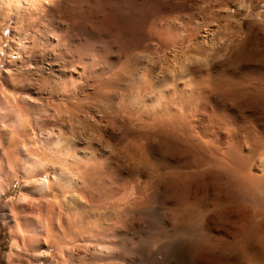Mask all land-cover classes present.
Listing matches in <instances>:
<instances>
[{
  "label": "rangeland",
  "instance_id": "1",
  "mask_svg": "<svg viewBox=\"0 0 264 264\" xmlns=\"http://www.w3.org/2000/svg\"><path fill=\"white\" fill-rule=\"evenodd\" d=\"M263 47L264 0H0V264H264Z\"/></svg>",
  "mask_w": 264,
  "mask_h": 264
},
{
  "label": "bare ground",
  "instance_id": "2",
  "mask_svg": "<svg viewBox=\"0 0 264 264\" xmlns=\"http://www.w3.org/2000/svg\"><path fill=\"white\" fill-rule=\"evenodd\" d=\"M246 37H247V36H246ZM249 38H250V37H249ZM246 41H247V40H246ZM244 43H248V42H244ZM244 47H245V46H244ZM263 48H264V47H263ZM245 50H246V49H245ZM245 50H244V51H245ZM247 50H248V49H247ZM253 50H255V49H253ZM244 51H243V52H244ZM258 51H259V50H258ZM258 51H256V52H258ZM253 52H255V51H253ZM247 53H249V52L247 51ZM247 53H244V54H247ZM258 53H259V52H258ZM247 55H249V54H247ZM252 55H254V53H253ZM252 55H251V56H252ZM258 55H259V54H258ZM258 55H257V56H258ZM263 55H264V54H263ZM243 56H244V55H242V57H243ZM251 56H250V58H252ZM254 56H255V55H254ZM261 56H262V55H261ZM247 57H248V56H247ZM259 57H260V55H259ZM256 58H258V57H256ZM256 58H255V59H256ZM261 58H263V56H262ZM244 59H247V58H245V56H244ZM258 59H260V58H258ZM258 59H257V60H258ZM249 60H250V59H249ZM252 60H253V59H252ZM257 60H256V61H257ZM252 62H253V61H252ZM259 62H260V61H259ZM255 63H258V62H255ZM262 63L264 64V62H262V59H261V64H262ZM255 68H256V67H255ZM261 73H262V72H261ZM249 74H250V73H249ZM262 74H263V73H262ZM243 75H244V74H243ZM247 75H248V74H247ZM249 76H250V75H249ZM227 77H229V76H227ZM246 77H247V76H246ZM246 77H245V78H246ZM231 78H232V77H231ZM231 78H230V79H231ZM245 78H243V79H245ZM247 79H248V78H247ZM227 80H228V78H227ZM251 80H252V79H251ZM257 80H258V79H257ZM241 81H242V80H241ZM241 81L238 80L237 82L240 83ZM216 82H217V81H216ZM218 82H219V81H218ZM221 82H224V81L222 80ZM225 82H226V81H225ZM229 82H230V80H229ZM229 82H228V83H229ZM246 82H247V81H246ZM248 82H249V81H248ZM250 82H251V81H250ZM219 83H220V82H219ZM234 83H235V81H234ZM234 83H233V85H234ZM243 83H244V82H243ZM229 84H231V83H229ZM241 84H242V83H241ZM258 84H259V83H258ZM219 85H221V83H220ZM225 85H226V84H225ZM215 86H216V85H215ZM215 86H214V87H215ZM217 86H218V85H217ZM217 86H216V87H217ZM222 86H223V85H222ZM245 86H247V84H246ZM253 86H255V85H253ZM218 87H219V86H218ZM218 87H217V89H218ZM227 87H228V86H227ZM249 87H250V86H249ZM251 87H252V86H251ZM236 89H237V87H236L234 90H236ZM246 89H247V88H246ZM224 90L226 91V89H224ZM232 90H233V89H232ZM239 90H240V89H239ZM244 90H245V89H244ZM247 90H248V89H247ZM253 90H254V89H253ZM257 90H258V89H257ZM222 91H223V90H222ZM230 91H231V90H230ZM245 91H246V90H245ZM245 91H244V92H245ZM233 92H234V91H233ZM233 92H231V93H233ZM242 92H243V91H242ZM257 92H258V91H257ZM236 93H237V92H235V94H236ZM239 93H240V92H239ZM233 94H234V93H233ZM240 94H242V93H240ZM243 94H244V93H243ZM254 94H255V93H254ZM227 95H228V94H227ZM231 95H232V94H231ZM232 96H233V95H232ZM238 96H239V95H238ZM233 98H234V97H233ZM238 98H239V97H238ZM230 99H231V98H230ZM234 99H235V98H234ZM234 99H233V100H234ZM230 101H231V100H230ZM234 102H235V100H234ZM213 113H215V112H213ZM232 114H233V113H232ZM214 117H215V115H214ZM227 118L230 119L229 117H227ZM215 119H216V118H215ZM234 120H235V119H234ZM226 121H227V120H226ZM225 124H227V123H225ZM225 124H224L223 126L226 127ZM230 124H231V122H230ZM230 124H228L227 126H231ZM225 127H224V128H225ZM232 127H234V126H231V128H232ZM235 127H236V126H235ZM229 128H230V127H229ZM229 128H227V129H229ZM240 128H241V127H240ZM232 129H234V128H232ZM235 130H236V128H235ZM238 130H240V129H238ZM223 131H224V130H223ZM230 131H231V129H229L228 132L230 133ZM232 131H233V130H232ZM224 132H225V131H224ZM233 132H234V131H233ZM234 133H235V132H234ZM230 135H231V134H230ZM234 135H236V134H234ZM234 135H233V137H234ZM233 137H231V138H233ZM240 138H241V137H240ZM230 140H231V139H230ZM240 140H241V139H240ZM225 141H226V140H225ZM225 141H224V142H225ZM241 141H242V140H241ZM230 142H231V141H230ZM232 142H233V140H232ZM237 143H238V141H237ZM239 143H240V142H239ZM239 143H238V145H237L238 148H239V145H240ZM216 144H217V143H216ZM224 144H225V143H224ZM227 144H228V142H227ZM225 145H226V144H225ZM228 145H229V144H228ZM228 145H227V146H228ZM230 145H232V144L230 143ZM234 145H236V144L234 143ZM240 146H241V145H240ZM242 146H243V145H242ZM229 147L235 149L234 146H233V147H232V146H229ZM229 147H228V148H229ZM231 148H229V149L231 150ZM233 149H232V150H233ZM225 150H226V149H225ZM225 150H224V151H225ZM236 150H237V149H236ZM238 150H239V149H238ZM238 150H237V152H238ZM233 151H234V150H233ZM239 151H240V150H239ZM227 152L229 153V152H232V151H229V150H228ZM235 152H236V151H235ZM235 152H234L233 154H235ZM237 152H236V153H237ZM228 153H227V154H228ZM224 154H225V152H224ZM237 154H238V153H237ZM229 156H230V154H229ZM225 157H226V154H225ZM235 157L238 158L237 155H234L233 158L236 159ZM231 158H232V156H231ZM227 159H228V158H227ZM234 159H233V160H234ZM243 159H244V158H243ZM241 161H243V160H241ZM244 161H245V160H244ZM238 162H239V160H238ZM241 163H242V162H241ZM235 164H236V163H235ZM238 164H239V163H238ZM242 166H243V165H242ZM249 173H250V172H249ZM244 175H247V176H248V172H246V174H244ZM249 175H250V174H249ZM250 176H251V175H250ZM242 177H243V176H242ZM249 178H251V177H249Z\"/></svg>",
  "mask_w": 264,
  "mask_h": 264
}]
</instances>
